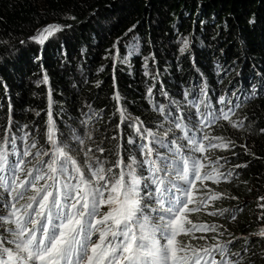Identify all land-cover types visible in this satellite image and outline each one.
Here are the masks:
<instances>
[{
	"label": "trees",
	"instance_id": "16d2710c",
	"mask_svg": "<svg viewBox=\"0 0 264 264\" xmlns=\"http://www.w3.org/2000/svg\"><path fill=\"white\" fill-rule=\"evenodd\" d=\"M50 25L61 30L33 39ZM50 125L79 162L106 168L143 160L141 144L163 156L185 144L209 179L193 181L178 241L216 264L217 245L264 264V0H0V146L21 179L49 159Z\"/></svg>",
	"mask_w": 264,
	"mask_h": 264
},
{
	"label": "snow or ice",
	"instance_id": "6c2138e0",
	"mask_svg": "<svg viewBox=\"0 0 264 264\" xmlns=\"http://www.w3.org/2000/svg\"><path fill=\"white\" fill-rule=\"evenodd\" d=\"M60 30L50 25L33 39L43 44ZM223 118H229L227 112ZM147 136L152 138L150 144L157 142L154 133ZM47 139L52 151L40 155L49 159L38 156L41 167L27 172L28 180L17 175L22 161L10 159L15 154L0 146V192L8 193L0 202V264H216L208 250L207 260L199 254L189 256V246L177 240L193 202V181L209 179L202 172L205 165L185 153V144L171 141L169 156L141 144L143 160L118 157L106 168L100 159L79 162L58 141L51 125ZM185 139L191 152L204 153L205 145ZM145 167L148 174H138ZM217 175L227 179L223 173ZM21 200L26 203L19 204ZM102 207L108 211L101 213ZM259 235L264 237V231ZM216 252L220 264H240L239 259H227L231 255L227 246L217 245Z\"/></svg>",
	"mask_w": 264,
	"mask_h": 264
},
{
	"label": "rangeland",
	"instance_id": "374dc122",
	"mask_svg": "<svg viewBox=\"0 0 264 264\" xmlns=\"http://www.w3.org/2000/svg\"><path fill=\"white\" fill-rule=\"evenodd\" d=\"M56 26H58V25H56ZM182 224V223H181ZM182 235V232L180 231V233H179V235H178V237H177V240H178V238L180 237ZM95 239V238H94Z\"/></svg>",
	"mask_w": 264,
	"mask_h": 264
}]
</instances>
